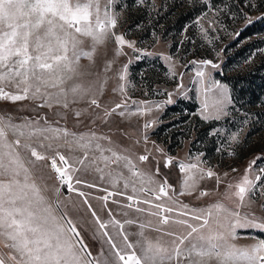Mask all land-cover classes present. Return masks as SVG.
<instances>
[{
    "label": "snow or ice",
    "instance_id": "1",
    "mask_svg": "<svg viewBox=\"0 0 264 264\" xmlns=\"http://www.w3.org/2000/svg\"><path fill=\"white\" fill-rule=\"evenodd\" d=\"M114 3L115 0H0V101L12 104L40 101L38 107L49 109L57 106L69 109L71 105L86 102L88 107L74 109L73 115L91 116L93 124L96 120L107 123L113 114L143 118L159 110L162 105L147 101H132L136 107L129 106L126 66L117 71L120 83L113 89L122 99L107 108L97 98L110 79L107 73L112 70V64L125 55L124 47L139 51L134 42L115 31L119 17L112 10ZM204 3L207 5L208 0ZM244 18L247 23L252 22L247 14ZM201 19L203 16L196 22L200 24ZM208 24L215 30L218 21L212 19ZM200 30L207 39L208 29L200 24ZM109 39L116 45L114 56L106 62L103 82L97 90L95 81L87 84L81 81V77L93 73L81 71L80 60L83 57L92 62L97 46ZM85 40L91 41L90 51L81 47ZM165 59L171 62L172 58ZM191 63L204 68L220 67L211 60ZM170 74L177 75L174 70ZM196 76L200 78L204 97L202 119L219 120L227 116L226 109L231 103L227 85L213 82L206 86L203 70L197 71ZM180 80L178 88H183V73ZM212 90L216 94L210 103L208 93ZM171 96L168 93L169 103ZM42 119L43 125L27 118L17 123L11 114H0V264H211L213 260L216 264H264V238L243 247L233 242L239 238L240 229L264 233V217L257 216L253 210L256 200L264 198V183H260L264 177V159L260 156L250 161L245 174L233 183L227 179L228 172L221 174L205 167L203 154L182 160L167 155L154 141L151 149L146 147L147 132L157 123L155 119L144 121L138 138L132 139L134 132L123 133L132 139L128 148L114 146L107 135L94 131L76 133ZM238 137L239 132L233 133L229 143H238ZM141 143L145 145L144 152L135 155L132 149ZM150 156L155 168L145 171L140 165L148 164ZM159 158L164 159L165 168L175 166L183 174L178 192L166 176L162 181L156 180L160 174ZM43 169L54 172L59 185L51 187L55 209L37 183L36 173H40L41 181L45 178ZM77 173H95L101 183L107 178L111 190L83 180ZM206 179L215 181L213 187L200 189V183ZM77 185L106 193L95 198L102 201L99 210L93 208ZM65 188L83 198L95 226L94 238L99 237L107 245V255L101 247L93 256L76 223L63 210L66 206L62 205L60 193ZM198 189L197 200L209 196L220 198L200 207L179 199L193 195ZM116 196L123 197V201L112 200L119 209L114 214L108 203ZM259 210L264 212V203ZM98 211L106 212L107 218L102 219ZM132 212L136 213L135 218L130 215ZM117 215L125 219H118ZM126 226H135L138 231L128 232ZM148 230L157 234L154 239L146 235ZM131 235L138 239L131 241Z\"/></svg>",
    "mask_w": 264,
    "mask_h": 264
},
{
    "label": "rangeland",
    "instance_id": "2",
    "mask_svg": "<svg viewBox=\"0 0 264 264\" xmlns=\"http://www.w3.org/2000/svg\"><path fill=\"white\" fill-rule=\"evenodd\" d=\"M112 10L119 17L115 31L124 34L126 40L134 42L135 48L139 51L124 47L125 55L117 58L112 64V70L107 73L110 79L103 87V94L97 96L100 104L109 108L116 103L120 96L119 93L113 92L120 83L116 73L126 66L127 96L131 99L156 98L157 104L162 105L156 110V126L147 132V135L155 137L156 145L163 148L169 156L183 154L184 160L203 154L201 159L206 162L205 167H211L221 174L228 172L229 181L233 183L239 181L250 161L257 156L264 159V95L260 102L255 104L247 100L235 102L231 97V103L226 109L229 113L227 116L219 120L211 118L204 120L201 117L204 97L196 72L205 71L204 81L208 87L213 82L227 85L231 96L229 81L226 78L254 70L260 58L264 57V34H255L238 40L240 30L249 24L244 18L245 14L252 18V22L259 19L264 15V0H245L241 15L228 13L224 7L213 6L212 0H208L207 5L204 0H115ZM188 11H194L192 19L186 20L177 29L175 25L177 18ZM201 16L203 19L200 20V24L208 29L207 39L201 33L200 24L196 22ZM212 19L218 21L215 30L208 24ZM90 44V40H85L81 47L90 51ZM115 47V43L109 39L104 45L97 46L92 62L87 58H81L80 70L93 73L81 77L83 83L95 81V88L97 90L100 88L104 78L103 69L106 62L113 59ZM166 56L172 58L171 62L165 59ZM193 60L198 62L211 60L220 67L213 69L209 65L204 68L199 63H191ZM173 70L176 76L170 74ZM95 73L100 75L96 76ZM181 73L183 88H178ZM71 83L70 81L69 84ZM168 93H172L170 103ZM215 94V90L208 93L210 103ZM39 103L40 101L31 100L15 104L0 101V114H11L17 123L27 118L32 121L38 120L43 125L44 117L49 124L63 127L64 124L60 122L62 121L66 128L76 133L94 131L107 135L117 132L116 123L119 117L116 114H113L107 123L96 120L93 124L92 117L88 115L76 118L73 110L87 108L86 102L71 105L69 109L58 106L51 109L40 108ZM94 111L100 112L101 109ZM211 111L210 108L209 112ZM89 112H93V109L89 108ZM127 130L130 133H140L138 126H132ZM237 132L239 142L230 144L231 135ZM229 152L235 154L228 155ZM156 155L159 157V154ZM259 163L258 160L257 164ZM159 167L160 174L157 178L162 179L166 176L168 182H172L180 190L183 174L176 172L172 167L165 168L163 158H159ZM233 168L237 171L233 172ZM255 171L256 167L253 166V173ZM36 175L39 176V173ZM214 183V180L206 179L200 183V189L212 188ZM260 183H264V177ZM223 190L222 184L220 191ZM198 191L199 189L193 195H185L179 199L192 207H200L214 203L220 198L209 196L197 200ZM261 203H264V198L256 200L253 210L257 216L264 217V212L259 210ZM238 236L239 238L233 242L243 247L252 245L258 238H264V233L253 229H240ZM211 264H216V261L213 260Z\"/></svg>",
    "mask_w": 264,
    "mask_h": 264
},
{
    "label": "crops",
    "instance_id": "3",
    "mask_svg": "<svg viewBox=\"0 0 264 264\" xmlns=\"http://www.w3.org/2000/svg\"><path fill=\"white\" fill-rule=\"evenodd\" d=\"M120 100L121 99L119 96L118 99L116 100V103L119 102ZM132 101H136L137 103H139L141 101H147L150 104H157L156 98H151V97L130 99L128 101V103H129V106L131 108L136 107L135 104H132ZM114 105L115 104H113L112 106H109V108L114 107ZM118 117H119V120L116 123L117 132L112 133V134H107V136L110 137L113 145L119 146V148H128L132 143V139L138 138L140 135V133L138 132V134H135L132 137V139H129V137L123 135V133L125 131L128 132L127 129H129L132 126L133 127L134 126L141 127V125L144 123V121L149 120V119H155L157 121L156 110H154L150 116H144L143 118H141L139 116H133L132 119H128V118L120 117V116H118ZM137 117H138V119H137ZM60 122L64 124L63 127H67L64 122H62V121H60ZM155 126H156V124H154L152 127H155ZM86 133H88V132H86ZM148 137H149V142L146 145V147L151 149L153 147L152 142L154 141L156 144V140H155L154 136L148 135ZM10 139H11V137H10ZM103 143H107V142L104 141ZM144 147H145V145H143V143H141L140 145H137L135 148H133L132 152L135 153V155L143 154ZM119 148H118V150H119ZM65 154L67 155L68 153L65 151ZM75 155H80V153H75ZM154 155H156V153H154ZM176 157L179 159H182V160H184V158H185V156L183 154L181 155L179 153ZM151 160H152V157L150 156L149 163L148 164H141L140 167L142 169H144L145 171H149V170L154 171L155 165L151 163ZM172 168L176 172L179 171V169L176 168L175 166H173ZM43 175L45 177L43 181H41L39 179L40 173H39V176L36 175L37 176V183L41 186L43 194L49 199V202L54 205L55 196L53 195V191L51 190V187H52V185H56V186H58V185L55 184L51 178L49 179V177H51V176H50L47 169H43ZM77 175H79L81 177V179H83V180H87L90 183L99 184L101 187L109 188L111 190V186L107 183V178L105 179V182L101 183L98 175L95 173H83V174L77 173ZM125 175H127V172H125ZM155 178H156V180H159V181H162V179H163V178L158 179L157 176ZM168 183L172 184V182H168ZM45 185L48 186L47 189L45 188ZM172 185H174V184H172ZM77 187L80 188L81 191L86 193V195L88 196V199H89V203L92 204L93 208L99 210L101 205H102V201L97 200L95 198L100 197V196H104L106 193L104 191L98 190L97 188H88V187H84L81 185H77ZM121 187H122V185H121ZM175 188L178 192L179 191L178 188L177 187H175ZM60 200L62 202V205L66 206L63 208V210L67 211L68 215L76 223V226H77L78 230L80 231L81 236H83V238H84V242L88 245V248H89V250H91L93 256H96L98 254L101 247H104L105 255H107V245L102 244V241L100 240L99 237L94 238L95 226H94V223L92 222V217H91L90 212L87 209V206L83 205V203H82L83 198L79 197L75 192H68L65 188V189L61 190ZM114 200L123 201V197L116 196V197H114ZM73 205H77L78 207L74 208ZM108 207L114 210V214L118 213V211H119V209L117 208V205L113 204L112 202L108 203ZM53 208H54V206H53ZM98 214L101 215L102 219L107 218L106 212H99L98 211ZM57 215H59V210H57ZM130 215L133 218H135L136 213L132 212V213H130ZM117 218L121 219V220L125 219V217H122L119 215H117ZM125 230L128 232H131V233H135L138 231L137 227H135V226H131V227L126 226ZM110 231H111V229H110ZM146 235L154 239L157 234L151 230H148V231H146ZM129 239L131 241H135L138 239V237L136 235H131L129 237ZM137 252L139 253V249H137Z\"/></svg>",
    "mask_w": 264,
    "mask_h": 264
},
{
    "label": "trees",
    "instance_id": "4",
    "mask_svg": "<svg viewBox=\"0 0 264 264\" xmlns=\"http://www.w3.org/2000/svg\"><path fill=\"white\" fill-rule=\"evenodd\" d=\"M244 1L245 0H212V4L215 7H224L225 11L228 13L241 15L240 13L244 6ZM193 12L194 11H188L185 15H180L175 22L176 28H180L186 20L192 19L194 15ZM255 34H264V15L240 30L238 40ZM259 43L261 42L259 41ZM244 58L245 56L243 59ZM226 79L229 81L233 101L238 102L247 100L253 104L260 102L264 95V57L260 58L254 70L242 75L228 76Z\"/></svg>",
    "mask_w": 264,
    "mask_h": 264
},
{
    "label": "built area",
    "instance_id": "5",
    "mask_svg": "<svg viewBox=\"0 0 264 264\" xmlns=\"http://www.w3.org/2000/svg\"><path fill=\"white\" fill-rule=\"evenodd\" d=\"M48 170V172H49V174H50V176H51V179H52V181L55 183V184H57L58 185V182L55 180V173L54 172H52L50 169H47ZM59 186V185H58ZM149 195H151V194H149ZM114 199V197H112L110 200H109V202H112V200ZM126 202V201H125ZM54 208H55V203H54Z\"/></svg>",
    "mask_w": 264,
    "mask_h": 264
}]
</instances>
